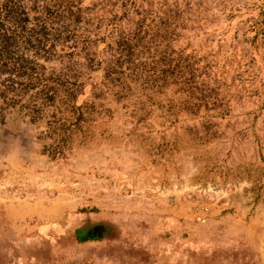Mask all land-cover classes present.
Instances as JSON below:
<instances>
[{"label": "rangeland", "instance_id": "obj_1", "mask_svg": "<svg viewBox=\"0 0 264 264\" xmlns=\"http://www.w3.org/2000/svg\"><path fill=\"white\" fill-rule=\"evenodd\" d=\"M6 36L0 157L41 160L0 264H264V0H0Z\"/></svg>", "mask_w": 264, "mask_h": 264}, {"label": "trees", "instance_id": "obj_2", "mask_svg": "<svg viewBox=\"0 0 264 264\" xmlns=\"http://www.w3.org/2000/svg\"><path fill=\"white\" fill-rule=\"evenodd\" d=\"M14 43H16V41L11 38V37H3L0 39V56L6 55V59L8 61H15V59H13V51L11 49V47L14 45ZM24 57V56H21ZM20 57V60L22 59ZM7 64V63H5ZM10 72L13 73L14 77L19 76V78L22 80L23 76H26L25 74H28V72H26L25 69H23L22 67H17V68H12L11 70L9 69ZM29 75V74H28ZM21 76V77H20ZM13 77V78H14ZM13 78H8V84L4 83V87L0 88V91L2 92V95L4 96V101L9 103L11 102V104H15L16 100H18V97L16 95H13V93L11 94V91H13L15 89V82H13ZM24 83H26L24 80L20 81V84L23 85ZM24 89V88H22ZM28 87H25L24 90H27ZM10 96V97H9ZM35 97V95H33ZM48 97L53 98V95H48ZM101 227L98 225L96 226L94 229L88 231L85 234H82L81 236H79L83 241L84 240H93V239H101Z\"/></svg>", "mask_w": 264, "mask_h": 264}, {"label": "crops", "instance_id": "obj_3", "mask_svg": "<svg viewBox=\"0 0 264 264\" xmlns=\"http://www.w3.org/2000/svg\"><path fill=\"white\" fill-rule=\"evenodd\" d=\"M19 120L21 121V123L29 125V120L24 119L20 115H18V121ZM36 152L37 147L33 148V151L31 152L30 150L26 149L22 144L10 148L9 150H7L6 154L0 157V175L3 176L14 174L15 176L19 175V177H21V175H24L25 172H30V170L32 169L30 162L32 160L29 158V155L35 154L34 157H36V160H41L39 155H36ZM8 158H11V161H8ZM45 162L47 163L48 161Z\"/></svg>", "mask_w": 264, "mask_h": 264}]
</instances>
